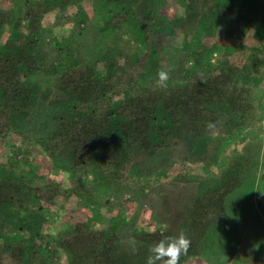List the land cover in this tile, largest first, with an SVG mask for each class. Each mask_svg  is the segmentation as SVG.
<instances>
[{"label": "trees", "instance_id": "1", "mask_svg": "<svg viewBox=\"0 0 264 264\" xmlns=\"http://www.w3.org/2000/svg\"><path fill=\"white\" fill-rule=\"evenodd\" d=\"M84 1L0 5V37L8 34L0 48V145L9 151L0 162V264H147L153 246L178 235L164 227L168 219L162 210L153 214L164 217H156L159 226L153 229L132 226L134 216L119 211L127 202L116 196L122 186L144 182L136 177L143 174L142 161L191 136L190 150L195 144L202 149L180 155L176 163L210 174L219 162V144L209 141L214 132L263 127L264 49L241 43L251 30L264 43V0H148L139 9L134 0H100L103 16L93 23L82 19L77 35L49 33L66 19L60 13L64 6L83 8ZM173 1L182 15L160 12V5ZM54 11L50 29L44 19ZM219 32L223 45L214 42ZM126 34L134 48L122 47ZM47 44L54 52L46 51ZM160 72L168 75L165 86L159 84ZM43 75L54 78L45 90L38 80ZM32 116L44 123L35 129L54 123L55 128L33 138ZM36 149L54 163L69 150L70 187L39 173L16 172L21 163L30 164ZM132 162L136 170L129 168ZM186 174H178L176 182L201 184L204 190L190 203L185 227L190 245L179 264L202 255L203 238L228 218L227 197L242 184L234 173L223 174L215 186ZM116 184L117 193L109 196ZM67 203L72 218L60 226L63 218L54 213L62 215L58 209ZM125 234L144 250L134 257L119 254Z\"/></svg>", "mask_w": 264, "mask_h": 264}, {"label": "rangeland", "instance_id": "2", "mask_svg": "<svg viewBox=\"0 0 264 264\" xmlns=\"http://www.w3.org/2000/svg\"><path fill=\"white\" fill-rule=\"evenodd\" d=\"M26 0H1L0 5L3 8L17 7L20 3ZM148 4V0H134L136 9L144 8ZM100 0H85L83 8L78 6H64L63 11H60L62 16L66 19L61 23L54 26L52 24L57 19V13L47 14L44 19V25L51 27L49 33L62 35V34H75L79 33L78 26L82 19H86L88 23L98 21L101 14ZM178 2L173 1L172 4L160 5V12L163 14L182 15L183 10ZM80 14V15H78ZM188 30L193 33V28L188 26ZM49 29V28H48ZM47 29V30H48ZM201 37L204 41V34L202 31ZM256 31L251 30L249 36L245 38L241 44H246L252 47H258L259 50L264 49V43H260L256 38ZM8 34L5 33L0 37V48L4 46ZM125 42L122 41V47L134 48V43H131L132 38L129 34L123 37ZM197 39V38H196ZM50 39L47 38V41ZM93 40L88 39L87 44L93 46ZM215 44L223 45L226 43L225 36L219 32L214 37ZM46 51L54 50L53 46L45 45ZM233 51V48L229 51ZM54 52V51H53ZM225 55L228 54L226 51ZM218 54H214V59H217ZM165 60V58H164ZM264 66V60L261 62ZM186 65H191V58L187 60ZM39 82L42 89L45 90L46 86L52 84L53 77L39 76ZM264 90V81L259 86ZM41 103L45 100L41 98ZM215 108H221L216 106ZM264 114V112H263ZM28 126L34 127L32 137H40L52 132L55 128V123L49 126H42V130H37L42 122L40 116H32ZM262 129L256 131H240L239 133L232 134L226 131L228 128H220L213 133L212 138L209 139L219 144L218 156L219 162L212 166V172L207 174L201 166H193L190 163L183 166L176 163L180 155L187 152L202 149L203 144H195L190 150L189 142L193 140L191 136H184L176 146H173L168 151L158 153L155 157L142 161L140 167L143 174H137L139 179L141 176L144 182L141 184L136 181L127 183L122 186L121 191L117 193V184L112 185V190L109 196L119 195L126 199V203H121L119 211L124 215L134 216L131 222L132 226L136 228L153 229L158 225L155 221L159 212L154 213L157 209L166 213L164 227L175 235L183 233L185 236L186 225L189 223L190 203L203 193V187L200 188L196 183L177 181L178 174L185 173L188 177L204 178L207 181V186L216 185L223 179V174H236L241 180V186L227 197V211L228 218L223 222L214 224L207 231L202 242V255L190 259L186 264H264V196L260 191L264 192V115ZM37 128V129H35ZM14 137L10 139L13 141ZM9 155L8 146L1 147L0 145V162H6ZM56 162L46 159L39 149H36L35 155L31 158L30 164L21 163L16 169L19 175L29 176L34 174L46 175L50 179H56L61 182L65 187L72 185L70 181V174L65 170V167L71 163L69 150L62 151L56 158ZM131 166H136L135 164ZM166 168V169H165ZM140 172V171H139ZM134 174V171L130 172ZM37 177V176H36ZM161 177H163L161 179ZM37 183H41L37 179ZM147 181L150 182L146 185ZM259 189V190H257ZM98 194H100L98 192ZM125 200V201H126ZM145 201V205L140 206V201ZM147 203L150 205H147ZM71 203H67L65 208H60L62 215L54 213V217L61 222H69L71 216ZM57 210V211H58ZM56 211V212H57ZM158 213V215H157ZM162 219V220H163ZM157 222V223H156ZM170 226L168 227V225ZM118 253H129L133 257L140 251L144 250L139 241L133 235H123L121 243L119 244ZM63 263L66 260L63 259Z\"/></svg>", "mask_w": 264, "mask_h": 264}, {"label": "clouds", "instance_id": "3", "mask_svg": "<svg viewBox=\"0 0 264 264\" xmlns=\"http://www.w3.org/2000/svg\"><path fill=\"white\" fill-rule=\"evenodd\" d=\"M167 80V73L160 72V86H165ZM260 194L264 196V192L260 191ZM189 245L190 240L183 233L167 241H161L151 248L152 255L149 257L147 264H157L158 261H163L164 264H179L180 256L187 252Z\"/></svg>", "mask_w": 264, "mask_h": 264}]
</instances>
